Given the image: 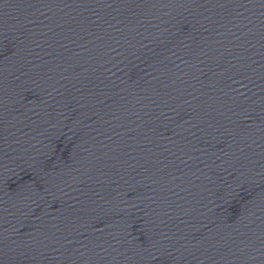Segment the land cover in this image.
Returning <instances> with one entry per match:
<instances>
[{
	"label": "water",
	"instance_id": "water-1",
	"mask_svg": "<svg viewBox=\"0 0 264 264\" xmlns=\"http://www.w3.org/2000/svg\"><path fill=\"white\" fill-rule=\"evenodd\" d=\"M0 264H264V0H0Z\"/></svg>",
	"mask_w": 264,
	"mask_h": 264
}]
</instances>
